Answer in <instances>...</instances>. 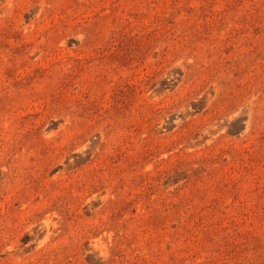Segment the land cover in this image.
<instances>
[{
	"label": "rangeland",
	"instance_id": "obj_1",
	"mask_svg": "<svg viewBox=\"0 0 264 264\" xmlns=\"http://www.w3.org/2000/svg\"><path fill=\"white\" fill-rule=\"evenodd\" d=\"M0 264H264V0H0Z\"/></svg>",
	"mask_w": 264,
	"mask_h": 264
}]
</instances>
